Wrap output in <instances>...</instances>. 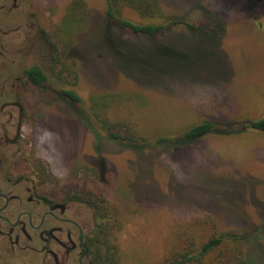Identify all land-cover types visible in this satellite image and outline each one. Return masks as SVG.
Here are the masks:
<instances>
[{"label": "rangeland", "instance_id": "1", "mask_svg": "<svg viewBox=\"0 0 264 264\" xmlns=\"http://www.w3.org/2000/svg\"><path fill=\"white\" fill-rule=\"evenodd\" d=\"M74 1H35L56 48L31 61L45 62L47 87L80 97L47 94L28 123L50 185L91 195L128 264H170L178 236L218 231L245 232L247 259L264 264V132L241 129L264 117V1L252 13L247 0H160L166 16L207 26L155 36L128 34L105 0ZM204 121L215 126L203 136L157 142Z\"/></svg>", "mask_w": 264, "mask_h": 264}, {"label": "flooded vegetation", "instance_id": "2", "mask_svg": "<svg viewBox=\"0 0 264 264\" xmlns=\"http://www.w3.org/2000/svg\"><path fill=\"white\" fill-rule=\"evenodd\" d=\"M35 1L0 0V264H96L94 209L52 187L28 151V123L47 94L51 102L63 96L47 87L45 62L31 61L56 48ZM36 67L46 77L40 84Z\"/></svg>", "mask_w": 264, "mask_h": 264}, {"label": "trees", "instance_id": "3", "mask_svg": "<svg viewBox=\"0 0 264 264\" xmlns=\"http://www.w3.org/2000/svg\"><path fill=\"white\" fill-rule=\"evenodd\" d=\"M105 1L107 4V15L120 22L130 35L155 36L174 25L187 26L191 30L207 26V23L195 25L188 20H185L183 16L181 18L177 16H166L160 0ZM247 2L250 4V7L253 8L252 13L257 11L256 0H247ZM78 4V2L73 0L72 5L69 6V10H73V6ZM78 8H81V6L79 5ZM125 8H130L135 11L142 18L141 21H135L124 17L123 10ZM35 71L38 73V78L33 81L40 84L46 77L38 67L35 68ZM63 95L68 99L80 100L79 95L71 89L63 90ZM98 100V103L102 101L101 98ZM214 126L215 124L213 122L204 121L189 127L184 132L180 133V135L173 138H169L171 136L160 137L157 142H166L169 141V139H174L178 136L196 138L203 136L213 129ZM241 129H256L264 132V117L260 119L252 118L243 120L241 122ZM109 137L115 141L119 140L121 142L134 141L132 137H129L128 140H126L124 136L113 130L109 132ZM82 193L85 196L87 195V192H84V190H79L78 192H75L73 196L80 199H89L81 196ZM91 194L93 193L91 192ZM87 196L91 195L88 194ZM106 225V223L101 222L96 229V264H128L123 261V255L120 247L112 242L110 232L107 231ZM180 238L181 236H178L177 247H179L174 250L168 258L170 264H248V262H251L252 264V260H248L246 255V244L249 241V237L246 236L245 232L218 231L199 243L193 240L188 244V241L180 242L179 244V241L183 240V238Z\"/></svg>", "mask_w": 264, "mask_h": 264}]
</instances>
